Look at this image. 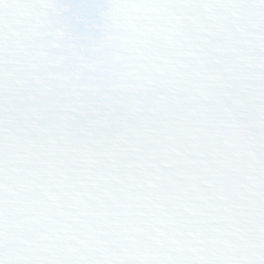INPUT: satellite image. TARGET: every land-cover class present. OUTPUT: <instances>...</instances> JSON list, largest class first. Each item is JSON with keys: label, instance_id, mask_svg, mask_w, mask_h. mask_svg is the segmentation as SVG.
I'll use <instances>...</instances> for the list:
<instances>
[{"label": "snow or ice", "instance_id": "1", "mask_svg": "<svg viewBox=\"0 0 264 264\" xmlns=\"http://www.w3.org/2000/svg\"><path fill=\"white\" fill-rule=\"evenodd\" d=\"M0 264H264V0H0Z\"/></svg>", "mask_w": 264, "mask_h": 264}]
</instances>
